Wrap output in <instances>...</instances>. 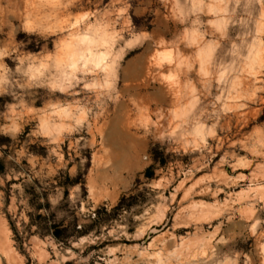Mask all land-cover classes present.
<instances>
[{"label": "rangeland", "instance_id": "1", "mask_svg": "<svg viewBox=\"0 0 264 264\" xmlns=\"http://www.w3.org/2000/svg\"><path fill=\"white\" fill-rule=\"evenodd\" d=\"M2 135L27 175L1 188L61 170L79 217L134 205L66 248L19 243L0 189V264H264V0H0Z\"/></svg>", "mask_w": 264, "mask_h": 264}, {"label": "trees", "instance_id": "2", "mask_svg": "<svg viewBox=\"0 0 264 264\" xmlns=\"http://www.w3.org/2000/svg\"><path fill=\"white\" fill-rule=\"evenodd\" d=\"M32 51H35L34 48H32ZM23 137L24 135H20L18 139L22 140ZM13 143L14 140L10 137L0 136V153L2 154L0 156V178L4 180L7 175H20L21 171L27 175V172L19 169L13 160H7L10 156L14 157L12 156L14 153ZM150 152L155 165L161 167L166 164L162 155H159L155 149H151ZM29 153L44 156V153L40 151L30 150ZM143 177L146 181L153 178V166L145 169ZM52 180L51 184L43 186L35 179L27 181L26 177L21 178L19 176L17 180L11 179L6 182L5 188L0 187L4 192L5 204H8L11 196L10 186L12 184L18 185L13 193L17 201L22 202L18 206V213L23 211L27 219V222L22 223L23 230L21 232L22 235L26 236H19V232L11 220H9V225L14 238L19 243L30 236H36L40 239L50 237L59 246L66 248L80 238L98 234L102 228L107 230L119 214L128 212L134 205L128 202V200H133L134 196H123L110 209L98 206L87 217L82 218L77 215L79 203H71L69 199V190L76 185H80L85 194L82 177L80 175L71 177L67 171L60 170ZM56 190L61 191V197L52 202Z\"/></svg>", "mask_w": 264, "mask_h": 264}, {"label": "bare ground", "instance_id": "3", "mask_svg": "<svg viewBox=\"0 0 264 264\" xmlns=\"http://www.w3.org/2000/svg\"><path fill=\"white\" fill-rule=\"evenodd\" d=\"M86 39H82L81 42H86ZM76 55V53H75ZM97 58H99V56H96ZM72 60H74V55H72ZM98 60V59H97ZM74 61H72L73 63ZM154 65V64H153ZM151 66V65H150ZM157 66V65H156ZM154 67V66H152ZM159 67V66H158ZM154 69V68H153ZM2 224V223H1ZM0 255L3 256L8 262H10V260L13 261V256H14V252L11 249L10 243L8 241V235L6 233V230L3 227H0ZM3 258V259H4ZM11 263V262H10ZM14 264V263H13Z\"/></svg>", "mask_w": 264, "mask_h": 264}]
</instances>
